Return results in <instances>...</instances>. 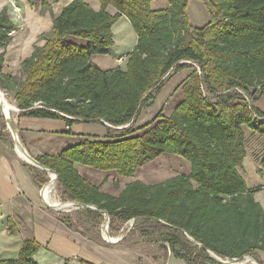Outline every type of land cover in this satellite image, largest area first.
<instances>
[{
  "label": "trees",
  "instance_id": "obj_1",
  "mask_svg": "<svg viewBox=\"0 0 264 264\" xmlns=\"http://www.w3.org/2000/svg\"><path fill=\"white\" fill-rule=\"evenodd\" d=\"M97 1V10L86 0H71L54 14L52 4L58 0H27L41 13L48 11L52 25L40 36L45 43L21 62L22 80L3 71L16 25L8 8L0 9V88L13 92L20 115L61 118L69 134L70 125L81 121L105 125L107 136L119 132L110 139L85 137L58 154L35 159L56 171L68 200L106 211L110 230L139 216L165 228L162 241L186 264L223 263L183 232L221 258L264 252V207L255 199L262 187H249L239 171L246 156L243 126L264 136V113L254 108L260 117L252 114L241 96L211 100L221 89H251L264 96V0H202L210 19L201 27L189 22L188 0H166L159 9L151 8L153 0ZM122 16L135 32V44L124 67L102 69L92 56L110 53L112 26ZM186 67L194 69L180 103L168 115L160 110L134 133L130 126L140 107L151 104L171 69ZM205 88L211 95L203 94ZM163 153L187 160L189 172L154 184L132 180L118 194L102 191L75 167L132 177ZM32 176L39 186L44 183ZM84 210L103 220L101 213ZM21 225L17 216L7 217L10 234ZM40 247L24 238L17 257L0 264H37L33 256Z\"/></svg>",
  "mask_w": 264,
  "mask_h": 264
},
{
  "label": "crops",
  "instance_id": "obj_2",
  "mask_svg": "<svg viewBox=\"0 0 264 264\" xmlns=\"http://www.w3.org/2000/svg\"><path fill=\"white\" fill-rule=\"evenodd\" d=\"M60 1L58 0L56 5L61 4ZM91 1L89 3L91 7L95 10L99 9L100 3L97 0ZM165 1L163 0V4ZM15 2L18 6L17 13L28 14L29 34L27 36L23 34V38L20 40L13 37L6 47L3 71L11 74L15 73L12 70L15 61L21 64L26 57L31 55L34 46L45 43V40L41 39L40 36L42 33L48 32L52 25L50 15L42 17L38 13L35 14V10H31L32 6H29L26 0H15ZM156 2L158 0H153L150 3L151 8L159 9L167 6L162 4L155 8L154 4ZM65 5H61L59 9L55 6L53 12L58 14ZM3 6L8 8L9 14L16 24L17 19L12 16L14 13L10 10L12 5L10 6L9 0H0V9ZM106 9L111 14L115 12L114 7L111 5L107 6ZM187 15L190 24L196 27L205 25L210 19L209 12L202 0H188ZM121 18L125 17L122 16L119 19ZM134 44L135 42L128 48V52ZM128 52L115 58L114 63H116V66L120 62V57L123 58L122 62H126ZM95 55L92 56V60L96 63ZM11 58L14 60L12 61ZM116 66L112 64L106 69L115 68ZM12 120L19 141L34 157L41 154H58L61 150L87 137L86 135L91 133L89 124L98 125V123L78 122L70 125L72 134H69L65 131L66 123L61 118L20 115L18 110ZM19 157L21 156L19 155ZM24 161L22 157L19 159L8 152L0 151V260L16 258L22 240L31 237L41 245L33 256L37 264H80L79 259L95 264H157L149 255L130 249L126 244L93 241L67 228L55 217L51 209L47 208L42 202L41 189L38 190L37 181L32 176L30 166ZM187 164L189 165V172L190 164ZM75 167L91 183L102 187L101 182L93 177L104 173L103 171L78 163H75ZM125 184L117 193L112 194H118ZM102 191L106 190L102 189ZM260 194L256 192L255 199L263 206L262 195ZM11 214L17 216L22 222L19 231L15 234H10L7 231V217ZM164 264L186 263L183 259L175 257L170 250L168 254L164 255Z\"/></svg>",
  "mask_w": 264,
  "mask_h": 264
},
{
  "label": "rangeland",
  "instance_id": "obj_3",
  "mask_svg": "<svg viewBox=\"0 0 264 264\" xmlns=\"http://www.w3.org/2000/svg\"><path fill=\"white\" fill-rule=\"evenodd\" d=\"M69 1L70 0H61V4L59 5H56L57 3H53L52 10L55 6L57 9H59L61 5L68 4ZM86 1H90L88 3L92 2L91 0ZM9 3L10 6L12 5V3L17 6L15 0H9ZM162 4L163 0H158V2L154 4V7L156 8L158 5ZM164 4L167 5L166 1ZM10 8V10H12L14 13L12 14V16L17 19L15 24L16 30L13 34V37L14 39L20 40L23 38V34L24 36H27L29 34V19L27 17L28 14H24L21 12L17 13V11H14L13 5ZM32 9L35 10V14L38 13L42 17H47L50 15L48 11L41 13L39 6H32L31 10ZM54 14L56 13L54 12ZM112 33L113 44L110 47V53L108 55H95L96 64L102 69H106L112 64L116 66V63H114L115 58L118 55H122L128 52V48L133 44V42H135V32L126 18L118 19L113 24ZM121 62L122 60H120L117 65L124 67L125 61H123L122 63ZM193 67L196 68L199 72L198 67L196 65H194ZM20 68V64L15 61L12 70H14L15 75L18 77V79L22 80L23 73L21 72ZM194 68L186 67L178 71H174L173 68L167 73L163 86L161 87L159 92L154 96L151 104L149 106L144 104L142 107H140L135 121L130 126V129L133 130L134 133L140 132V126L150 121L160 110H163V114L168 115L171 110L177 104L180 103L183 98L182 90L185 79L188 74L193 71ZM1 90L5 93L6 96L8 95L7 97H9L10 102L14 106H16L13 92H7L3 89ZM203 94L211 95L206 88L203 89ZM238 96H241V101H243V103L247 105L250 112L255 116L260 117L259 115H256L254 108H258L264 113V96H258V93L254 90L252 91L251 89L247 93H244L241 90L237 89H221L220 91H217L216 96L213 95L211 100L214 102L225 99L237 100ZM2 109L3 108L0 105V151L8 152L12 156L14 155L15 157L21 159V157H19L15 152L13 138L9 129L6 126L5 119L2 114ZM17 112L18 110L10 111L9 115L11 119L17 114ZM129 124L130 123L124 125L123 127H126ZM89 127L91 128V133L86 136L93 139H110L117 137L119 134V132H110L109 136H107L106 126L100 123H98V125L89 124ZM243 129L245 131L246 158L242 166L239 167V171L244 176L245 181L248 185H258L262 187V189L259 190V192L257 193H261V201L264 206V136L248 128L246 125L243 126ZM187 163L188 161L180 156L163 153L156 159L137 168L132 177L120 176L115 171H109L101 173L98 176L95 175L93 178L95 179L96 177L97 181L101 182L102 187L98 185L101 190L103 189L110 193H117L125 183L131 180L137 179L141 180L146 184H154L156 182L165 180L166 178H169L173 175L179 173H187L189 168V165ZM27 164L30 166V169H32V172L35 173L36 178H38V180L41 179L44 181L41 186L37 184L38 190L41 189V196L43 198V202L44 198L46 199L47 197V190L52 178L50 174H48L43 169L29 163ZM52 193L54 197L57 198V200H59L60 202L68 201L67 197L63 194L62 189L58 185L57 179L54 183V189ZM45 206L51 209L52 213L55 214V217L71 231L80 233L93 241L104 242L109 244L111 243L107 240V237L105 235L106 233L104 234L106 228L105 226L107 225V234L109 235V237H119V240L116 243L126 244V246H128L130 249L147 254L152 259L153 257H155L154 260L157 264H164V255L168 254V252L170 251V247L166 243H164V241H162L164 235L168 231L154 222H142L143 219H136L134 221L129 220L125 223L116 222L114 224L115 230H110L109 218L107 223L104 222V217L103 220L100 221L98 217H96V215H94L93 213L86 212L84 210L86 208L78 207L77 205H72L68 208L58 209V211L57 209L51 208L47 205ZM253 258L258 263L260 262L261 264H264L263 251H257L256 257ZM246 264L251 263L250 261H247Z\"/></svg>",
  "mask_w": 264,
  "mask_h": 264
},
{
  "label": "water",
  "instance_id": "obj_4",
  "mask_svg": "<svg viewBox=\"0 0 264 264\" xmlns=\"http://www.w3.org/2000/svg\"><path fill=\"white\" fill-rule=\"evenodd\" d=\"M16 110H19L18 107H16ZM2 114L4 116V119H5V123H6V126L7 128L9 129L11 135H12V138H13V142H14V148H16L17 145H20L22 151H24L25 154L28 155V157L30 158V160L33 162V164L41 169H43L44 171L46 172H52L54 173L55 175V178H57V173L55 170L49 168V167H46L45 165L39 163L35 157H33L25 148L24 146L22 145V143L19 141V138H18V135H17V131L14 127V124H13V121L10 117L9 114L5 113L2 109ZM20 142V143H19ZM23 146V147H22ZM27 163L31 164L30 162L26 161ZM32 164V165H33ZM69 203H72V205H77L78 207H82V208H86V209H91V210H94V211H97V212H100L103 217H104V222L107 223L108 221V214L106 211L104 210H101V209H98L96 208L95 206L93 205H90V204H85V203H80L78 201H73V200H68ZM67 202V201H66ZM146 217L144 216H139V217H134L132 219H130L131 221H134L136 219H145ZM158 221H160L161 223L163 224H166L164 221L160 220V219H157ZM106 229H105V233H106V237H109V235L107 234V225L105 226ZM183 234L191 241L193 242L194 244H196L197 246L205 249L211 257L215 258L216 260L222 262V263H226V264H246L247 261H250L251 264H259L252 256L250 255H244L242 257H239V258H232V259H229V258H221L219 257L218 255H216L213 251H211L210 249H208L206 246H204L203 244L199 243V242H196L192 237H190L186 232H183ZM106 239V238H105ZM107 240L109 241V239L107 238ZM117 240H115L116 242ZM111 242V241H110Z\"/></svg>",
  "mask_w": 264,
  "mask_h": 264
},
{
  "label": "bare ground",
  "instance_id": "obj_5",
  "mask_svg": "<svg viewBox=\"0 0 264 264\" xmlns=\"http://www.w3.org/2000/svg\"><path fill=\"white\" fill-rule=\"evenodd\" d=\"M122 58V57H121ZM120 58V59H121ZM123 59V58H122ZM121 59V60H122ZM8 96V95H7ZM5 95V93L0 89V105L2 106V108L4 109V112L9 114L10 111L12 110H16V106H14L10 100H9V97H7ZM20 143V142H19ZM23 147V146H22ZM15 151L17 153H19V155L22 157L23 160L25 161H28L30 162L31 164H33V162L30 160V158L28 157L27 154L24 153V151H22L20 145H17L16 148H15ZM17 153V154H18ZM18 155V156H19ZM34 165V164H33ZM48 174H50L52 180L51 182L49 183V187H48V190H47V197L46 199L44 198L43 202L45 205L51 207V208H54V209H64V208H68L69 206H72V203H69V201L67 202H60L59 200H57V198L54 197L53 195V189H54V183L56 181L57 178H55V175L54 173L52 172H47ZM41 198V197H40ZM74 208V206H73ZM66 210V209H65ZM59 211V210H58ZM106 229V228H105ZM104 234H105V231H104ZM106 235V234H105ZM109 239V241H111V243H116L118 240H119V237H107ZM115 240H117L115 242Z\"/></svg>",
  "mask_w": 264,
  "mask_h": 264
},
{
  "label": "built area",
  "instance_id": "obj_6",
  "mask_svg": "<svg viewBox=\"0 0 264 264\" xmlns=\"http://www.w3.org/2000/svg\"><path fill=\"white\" fill-rule=\"evenodd\" d=\"M12 5H13V9H14V11H18V7L15 6L14 3H12ZM14 32H15V31H12L11 34H14ZM121 59H122V58H121ZM121 59H120V60H121ZM38 105H39V102L34 103V106H38ZM65 129H69V126L66 125V126H65Z\"/></svg>",
  "mask_w": 264,
  "mask_h": 264
}]
</instances>
